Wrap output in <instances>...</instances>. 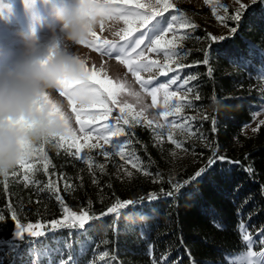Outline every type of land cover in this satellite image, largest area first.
I'll return each mask as SVG.
<instances>
[{
    "label": "trees",
    "instance_id": "trees-1",
    "mask_svg": "<svg viewBox=\"0 0 264 264\" xmlns=\"http://www.w3.org/2000/svg\"><path fill=\"white\" fill-rule=\"evenodd\" d=\"M235 26L232 34L211 43L207 62L202 50L198 58L200 98L218 121L216 129L206 124L212 142L202 149L210 158L199 175L191 173L200 163L187 168L184 177L163 172L154 178L141 170L121 177L110 165L87 161L49 140L45 148L52 184L40 188L34 182L0 180V257L9 249L18 218L41 220L48 228L66 205L102 215L83 232L58 230L76 264L93 261L94 249L106 238L111 249L117 245L121 264H156L164 255L170 264H237L230 261L233 254L264 249V123L244 131L263 93L264 0ZM134 132L139 158L156 171L162 156L151 127L135 124ZM55 171L65 177V186L54 179ZM152 194L155 198L142 205L127 207L116 228L114 214L106 212L110 207ZM131 208L138 215H131Z\"/></svg>",
    "mask_w": 264,
    "mask_h": 264
},
{
    "label": "rangeland",
    "instance_id": "rangeland-1",
    "mask_svg": "<svg viewBox=\"0 0 264 264\" xmlns=\"http://www.w3.org/2000/svg\"><path fill=\"white\" fill-rule=\"evenodd\" d=\"M258 0H169L174 5L169 9L166 16H176L173 22L174 30L165 34V39H172L175 35L173 45H162L156 51L148 50V41L142 44L135 52L127 47L129 41L140 35L141 31H146L141 26L138 19L132 21V35L128 40L122 39L124 31L128 25L119 19V13L107 17L102 23H98L91 32L86 33L84 39L79 43H72L66 39V28L58 20L57 13L63 9L71 7L73 0H0V68L18 70L26 60L31 59L26 55L27 45L30 38L36 41L37 52L32 55L43 54L47 48L56 44L58 49L65 51L78 64H82L85 76H91L96 73L99 78L110 80L112 83L111 95L108 92H101V104L96 106H87L85 111L88 116H95L90 124L83 126L77 120V114L68 104L66 96H61L59 90H55L53 97H58L63 103V110L69 117L70 131L59 145V149H65L70 153H75L74 141L80 144H100L105 149H110L113 154L105 157L100 154L101 150L97 148H84L80 153V158L90 162H97L101 166L110 165L115 172L121 177H130L135 171L141 170L154 176L161 175L163 172L169 176L189 174V169L200 163V166L192 176L199 173L203 166L209 160L204 146L211 145L212 140L207 134L206 124L211 129H216L218 121L213 112L206 103H204L196 85L197 63L201 50L204 51L206 62L210 51L211 43L221 41L225 36L232 34L237 27L235 24L247 13ZM140 3H154V0H139ZM135 11L143 13L144 9ZM239 14L238 19H233ZM231 22L235 23L231 25ZM154 23V21H153ZM181 25H191L181 27ZM234 26V27H233ZM94 34V35H93ZM216 38V39H213ZM108 40L110 44L119 47V57L116 55L106 54L115 53L116 47H110L103 43ZM123 46V47H120ZM142 53V55H141ZM179 53V54H178ZM178 65H185L179 68ZM264 75V73H263ZM177 77L176 83H171L172 77ZM185 78L188 79L184 83ZM167 85L166 88L160 85ZM97 88L99 86H96ZM156 88V101L153 103L151 89ZM187 89H191L189 92ZM176 92V97L169 94ZM262 97L257 102L254 115L251 121L245 124L244 131L252 132L258 127L261 121H264V80L262 82ZM198 96V99L196 98ZM186 97V99H184ZM115 101V103H113ZM179 105L181 111L175 112V106ZM130 106V107H126ZM79 107V105H77ZM125 108L123 118L119 124L114 117L121 116L120 108ZM107 111V119L102 113ZM168 112L167 116L161 113ZM88 116H83L87 119ZM124 119L131 123L134 119L142 121L151 127L154 143L159 145V153L162 160L156 171L151 170L150 163H142L139 158L134 138L131 144L123 145V153L119 150L112 149L110 144L104 142V136L107 132L104 129L105 124L111 127L129 128L124 124ZM148 121H152L151 124ZM113 141H123L124 137H112ZM58 141L59 137L49 138L47 141ZM39 143L35 147L36 153L29 159L32 169L27 173L29 179L25 180V170L19 165L9 170L6 176L0 175V180L7 182L9 180L34 182L38 187L52 184V177L49 172V161L46 154V142ZM42 148V152L39 149ZM122 155L124 158H122ZM206 158V159H205ZM45 165L47 169L45 170ZM135 165V166H133ZM145 165V166H144ZM130 173V175H129ZM190 174V175H191ZM191 177V176H190ZM54 179L61 181L64 186L66 179L58 172H54ZM155 198L152 194L146 200L130 201L132 204L126 207L118 208L116 212H109L110 208L122 204V201L115 206L110 207L106 212L114 214L116 228L119 227L124 210L129 206H136L144 201ZM71 213L80 215L87 210L79 207L66 205ZM64 208V210H65ZM85 223L84 227L78 224L73 226L69 220L62 226L52 228L51 222L65 220L66 213L48 221L49 227H45L44 221H29L20 218L16 221L14 232L16 231L17 222L21 225L29 223L35 225L42 224L44 235L39 237H30L27 233L24 237H12L9 241V249L0 257V264H76L74 257L69 253V242L61 237L58 230L61 228H71L85 231L86 228L93 224L96 219H101L102 215L95 214ZM72 239L75 235L72 234ZM249 246H253L252 236L247 239ZM16 247L12 248L11 245ZM117 244V243H116ZM117 245L111 249V242L106 238L100 249L96 247L93 251V261L89 264H121L117 260ZM11 251L13 252L10 257ZM103 253L107 255L102 256ZM255 254V257L251 255ZM264 249L255 253L251 250L240 251L230 257V261L240 264L242 261L252 260L253 264H259L264 256ZM39 254V255H38ZM10 258V260H9ZM70 258V259H69ZM156 264H170L168 255L156 259ZM174 264V263H172Z\"/></svg>",
    "mask_w": 264,
    "mask_h": 264
},
{
    "label": "clouds",
    "instance_id": "clouds-1",
    "mask_svg": "<svg viewBox=\"0 0 264 264\" xmlns=\"http://www.w3.org/2000/svg\"><path fill=\"white\" fill-rule=\"evenodd\" d=\"M109 10L94 0H73L57 18L66 28V39L81 42L86 33L102 23ZM53 45L40 55L36 41L29 39L25 61L18 70L0 68V175L15 169L31 150L46 138L64 137L70 131L69 117L63 103L52 94L60 85L82 82L73 92L70 103L86 108L93 103V93L84 85L83 66Z\"/></svg>",
    "mask_w": 264,
    "mask_h": 264
},
{
    "label": "snow or ice",
    "instance_id": "snow-or-ice-1",
    "mask_svg": "<svg viewBox=\"0 0 264 264\" xmlns=\"http://www.w3.org/2000/svg\"><path fill=\"white\" fill-rule=\"evenodd\" d=\"M94 3H100L102 4L104 7H106L109 10V15L108 17L113 16L115 13H119V19L123 20L124 23L126 25H128V28L124 31V35L122 37V39L124 40H128V38L132 35L133 29L131 27L132 21L134 19H138L140 21V24L142 27H144L146 29V31H141L140 35L138 37H136L135 39L129 41L127 47L131 48L133 52H135L138 48H140V46L142 44H145V39H147L148 41V50L149 51H156L157 48L161 47L162 45H173L174 40H175V35L173 36L172 39H165V34L167 32H172L174 30V24L173 22L176 20V16H166L165 13L169 12V9L173 8L174 5H172L169 0H154V3H140L139 0H94ZM136 9H144L145 11L143 13L135 11ZM239 18V14H237L235 17H233V19H238ZM154 21V23H153ZM191 25H181V27H189ZM233 31H235V29H233ZM91 32V31H89ZM94 35V34H93ZM213 39H216L213 37ZM103 43L105 45H109L110 47H116L114 44H110V42L108 40H104ZM123 47V46H120ZM57 48L56 44H53L52 48L50 49V52L55 50ZM106 54L108 55H116L117 57H119L120 54V49L119 47H116V51L115 53L112 52H108L106 50ZM179 54V53H178ZM142 55V53H141ZM82 65V64H81ZM179 68H183L185 67V65H178ZM87 83L84 85V87L91 91L93 93V103H91L89 106H96L97 104H101V92L100 90L102 89L104 92H108L109 95H111V81L110 80H104L99 78V76L94 72L92 73L91 76H87ZM188 79L190 78H185L184 83H187ZM177 77H172L171 79V83H176ZM81 83L82 82H76L73 83L71 85H60L58 87V90L60 92L61 96H66L68 99V104L73 108V110L76 112L77 114V120L78 122L81 124V131H83V126L85 124H90L92 122L93 119H95V116H88V113L85 111V108H81V106L79 104H71V98L73 95L74 91H77L81 88ZM96 86H99L98 88ZM160 87L162 88H166L167 85H160ZM156 88H152L151 89V94H152V99H153V103L155 104L156 101ZM187 91L191 92V89H187ZM171 97H176L177 93L176 92H172L169 94ZM198 99V96L196 97ZM186 99V97L184 98ZM113 103H115V101H113ZM77 105H79V107H77ZM126 107H130V106H126ZM181 111V107L179 105L175 106V112L179 113ZM120 113L121 116H117L114 117L115 121L117 124H119L120 120L123 118L124 113H125V108L121 107L120 108ZM169 113L168 112H164L161 113V115L167 116ZM102 115H104V118L107 119V111L105 113H102ZM83 116H88L87 119H83ZM142 123V121L139 120H133L131 123L129 122L128 119H124V124H128L129 128L127 130H125L123 127H116L113 128L111 127L109 124H105L103 127L105 129V131L107 132V135H105L104 138V142L106 144H110L112 149H117L119 150V153H123L124 148L123 145H127V144H131L132 140L131 138L135 136V132H134V126L135 124H139ZM149 124L152 123V121H148ZM261 123H264V121H261ZM123 136L124 140L123 141H119V140H115L113 141L111 138L112 137H120ZM56 138V137H55ZM64 137H59V140L57 141V143H61L64 140ZM48 139L46 138L43 142L47 141ZM42 142V143H43ZM76 149V152L74 153L75 155H77L78 157H80V153L84 148H97L99 147L101 152L100 154H102L105 157H109L113 154V152L110 149H105L103 145L100 144H80L78 142L73 143V145ZM36 151H38V149L36 147H34L28 158L23 159L19 166L21 168H23L25 170V176L24 179L28 180L29 177L27 175V173L32 169V164L29 163V159L36 153ZM39 151L42 152V148L39 149ZM122 158L123 155H122ZM220 159H224L223 157H220ZM209 163H213L212 160L209 161ZM135 166V165H133ZM47 169V165H45V170ZM203 171V169L201 170ZM249 171H251V169H249ZM7 174H4V176H6ZM130 175V173H129ZM197 175H199V173H197ZM132 204V202H123L122 204H118L116 207L110 208L108 211L109 212H116L118 208L121 207H126L127 205ZM65 220L60 221V220H56V221H52L51 222V226L52 228H56L58 226H62L64 223H66L67 221H71L73 223V226H75L76 224L79 225V227L83 228L85 223H87V221L90 219L89 215L87 212H84L80 215H77L75 213H71L67 208H65ZM129 212L131 215L136 216L138 215V213H136L135 208H131L129 209ZM4 217L2 215H0V220H3ZM13 219L15 220V214L13 213ZM43 225L42 224H27L25 225H21L19 222H17V227H16V231L14 232V237L16 238H23L24 234L27 233L28 236L30 237H39V236H43L45 233L42 230L43 229ZM241 227L243 228V225H241ZM247 239V237H245ZM12 248H15L16 245L12 244L11 245ZM39 255V254H38ZM107 255V253H103L102 256ZM251 255L253 257H255L254 253H251ZM262 256H264V253L261 254ZM70 259V258H69ZM34 264H38V260L34 261ZM62 264H67V262L62 261ZM240 264H253L252 260H246V261H242L240 262ZM259 264H264V259H261L259 261Z\"/></svg>",
    "mask_w": 264,
    "mask_h": 264
}]
</instances>
